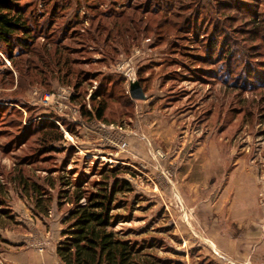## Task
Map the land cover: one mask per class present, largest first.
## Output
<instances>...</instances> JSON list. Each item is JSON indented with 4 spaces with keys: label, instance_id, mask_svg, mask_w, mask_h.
<instances>
[{
    "label": "rangeland",
    "instance_id": "rangeland-1",
    "mask_svg": "<svg viewBox=\"0 0 264 264\" xmlns=\"http://www.w3.org/2000/svg\"><path fill=\"white\" fill-rule=\"evenodd\" d=\"M19 4L27 10L26 19L32 30L36 27L37 36L27 51H13V58L6 48L0 52V178L6 180L2 184L7 206L17 221L0 232V262L61 264L55 250L70 207L59 210L54 202L47 215L35 212L32 197L21 196L17 185L8 181L15 161L25 159L46 172L66 171L72 183L88 185L116 170L132 188L118 195L122 208L118 213L125 219L117 231L144 246L160 264H238L205 240H210L207 231L221 181L241 173L249 181L253 205L248 214L253 224L240 232L229 228L226 234L247 240L248 229L264 232V0H19ZM30 13L33 17H28ZM102 13L124 15L115 18L117 28L109 37L98 30L95 43L86 40L81 31L103 21L98 16ZM52 24L56 26L52 34L39 32L38 27ZM124 31L135 41H124L118 34ZM59 37L67 38L63 45L76 60L68 76L60 67V54L52 56L51 48L44 54L45 43ZM121 62L136 69L135 80L141 82L145 100L130 98V83L111 88L113 81L124 77L114 69ZM227 67L231 78L255 76L256 86L230 91L221 87L223 79L237 81L222 76L228 75ZM84 74L89 81L79 87ZM90 89L107 99L105 122L81 116L82 108L89 112L95 105L89 101ZM75 92L81 100L74 103L70 98L63 102L67 108L61 105L59 96L72 97ZM92 124L102 130L99 145L94 138L83 142L81 130L87 125L90 130ZM53 125L65 140L48 146L41 132L56 133ZM90 145L92 150L85 151ZM207 160L212 161L210 172L217 180L209 181L205 191L201 165ZM165 174L171 180H165ZM194 192L204 193L193 198ZM227 207L225 201L223 219ZM223 223L217 226L222 228Z\"/></svg>",
    "mask_w": 264,
    "mask_h": 264
},
{
    "label": "trees",
    "instance_id": "trees-1",
    "mask_svg": "<svg viewBox=\"0 0 264 264\" xmlns=\"http://www.w3.org/2000/svg\"><path fill=\"white\" fill-rule=\"evenodd\" d=\"M26 11L19 4V0H0V52L6 48L9 54L7 56H10V58L16 56L11 55L16 49L19 50L17 53L19 54L22 51H27V46L35 43L34 40L37 36L35 35L36 27H33L32 30L31 24L25 16ZM123 15V13H120L118 16L102 13L98 16H102L101 20L103 21L93 23L91 28L89 27L85 29L86 31L81 32L86 37V40L91 39L95 43L98 30L103 31L109 37L111 32L117 28L114 22L115 18H121ZM84 16L86 15L84 14ZM28 17L33 16L30 13ZM95 18L89 16L87 19L93 20ZM250 22L254 24L257 21L251 19ZM254 25L258 27V24ZM52 28H56L55 24H52L51 27L42 25L38 27V30L42 34L44 32L49 34L53 31ZM118 34L123 36L124 41L130 40V44L135 41V39L129 37L128 31ZM43 37L46 40L48 39L46 35H43ZM52 38L54 37L52 36ZM66 39L65 37L64 39L60 37L49 39V42L45 43V47H48V50L46 48L44 54H47L49 48L53 49L52 56L60 54L58 60L62 63L60 67L65 70L64 74L68 76L71 68L76 66V60L70 59V50L63 45ZM228 69L230 68L227 67L228 75L222 76H227L230 80L237 81L229 83L223 79L221 87L230 91V89L243 90L244 88L256 86L257 81L255 76L249 74L244 78L241 74L240 79L234 76L231 78L229 74L231 70ZM57 72L63 71L57 69ZM207 74L208 72L206 71L204 75L208 77ZM87 75L84 74L79 77V87L80 84L89 81V79H85ZM91 79L94 80V78ZM125 82L124 77H119L113 81L111 88L117 87L119 83L124 85ZM89 91H91L89 101L91 104L95 103V105H93V108L91 107L89 112L82 108L81 116L86 120L105 122L104 114L108 107L106 104L107 99L103 95H100L99 91H92L91 89ZM78 95L75 92L71 97V101L77 103L78 100H81V97L78 98ZM128 100L132 102L130 98ZM52 129L56 133H51L50 131L41 132V136L43 135L44 139H46L44 142L48 146L52 143L65 140L63 133L56 125H53ZM24 161L25 159L15 161L17 165L15 166L14 164V168L9 172L8 181L17 185L21 196L32 197L35 212L47 215L52 210L54 202L57 204L59 210L64 206L70 207L62 221L64 226V230L61 231L62 239L57 244L55 250L57 259L61 264H160L161 260L159 261L153 255L146 253L144 246H139L128 239L121 231H117V227L125 219L124 216L118 213L122 209L121 200L118 199V195L128 193L132 191V188L128 181L117 177L116 170H108L112 174L111 176L103 177L88 185L83 182L72 183L69 178L70 173H66V171H63V175H60L59 171L46 172L35 167L34 162L26 163ZM25 169H27V173H32V176L27 175ZM5 182L6 180L1 177L0 230H5L7 227L17 223L15 216L12 215L7 206L8 195L2 184ZM57 186H59V190L54 201L52 194ZM88 186L89 189L86 190L85 188H88Z\"/></svg>",
    "mask_w": 264,
    "mask_h": 264
},
{
    "label": "crops",
    "instance_id": "crops-1",
    "mask_svg": "<svg viewBox=\"0 0 264 264\" xmlns=\"http://www.w3.org/2000/svg\"><path fill=\"white\" fill-rule=\"evenodd\" d=\"M148 105L150 104L148 103ZM141 109H142V106H141ZM135 122L136 121L132 123L131 125L132 128L135 127ZM88 126L89 125L85 126L81 130L83 142L88 143L90 138L91 139L94 138L98 140V145H99L100 134L102 131L101 128L96 124H92L91 129L89 130ZM141 130L144 131L146 130V128H141ZM127 134H131V132L128 131ZM89 150H92V145H90V147L85 148V151H89ZM79 151L82 152V150L80 149ZM96 151H99L98 146H96L95 148V152ZM198 152L204 153L203 150H199ZM211 162H212L211 160H207L205 164L201 165L203 172L205 173L204 178L206 177V179H204V181L202 182L203 186L205 187V191L206 190L208 191L209 189V187H206L209 181H211V183L212 182L214 183L217 180L216 178L213 177L215 173H213V176H212L210 172ZM213 163L214 164L216 163L215 160H213ZM220 181L221 180L218 179L217 183H219ZM221 182H222L220 183L221 187L217 190L216 195H214V197L217 199V202L212 208V214H211L212 219L210 220L212 221V226L210 225L207 231V233H209L210 235L209 237L210 240H205V241L209 245L211 244L210 245L211 247L221 249L223 252L229 255V257L233 261H236L238 264H246L247 262L249 264H264V260H263L264 259V232L262 234L261 231H256L254 228L248 229L247 231H245L246 233L245 236L247 240L235 239L229 234H226L228 233L229 228L233 232H236V231L240 232L241 227L246 229L248 223L253 224L252 221L249 220L250 215L248 214V209L251 208L253 205V200L250 195L251 191H248V188H247L249 181L244 176V174L241 173V174H238L230 178V180L227 181L226 183H225V179H223V181ZM194 185L198 187L197 183H194ZM201 193H204V192H201ZM201 193L194 192V194H192L193 198H198V195ZM232 195H233V198H231ZM230 199H232V205H230ZM225 201L228 202L227 209H229V213L226 215V219H223L222 218L223 215L221 214V212H222V206ZM220 221L222 222L225 221V223L222 224V228L217 226V223ZM0 232H2V230H0ZM195 246H198V245H195ZM2 260L5 261L3 257H2Z\"/></svg>",
    "mask_w": 264,
    "mask_h": 264
},
{
    "label": "built area",
    "instance_id": "built-area-1",
    "mask_svg": "<svg viewBox=\"0 0 264 264\" xmlns=\"http://www.w3.org/2000/svg\"><path fill=\"white\" fill-rule=\"evenodd\" d=\"M115 69V73H119L121 75H123L126 78V84L131 83V82H135L136 80V69L133 67V65H131L130 63L127 62H121V63H117L114 66ZM59 99H61V105H64L65 108H67L66 103L63 102H67L70 98H71V94L68 93L67 96L65 97H58ZM47 102V100H46ZM74 122H76L74 120Z\"/></svg>",
    "mask_w": 264,
    "mask_h": 264
},
{
    "label": "water",
    "instance_id": "water-1",
    "mask_svg": "<svg viewBox=\"0 0 264 264\" xmlns=\"http://www.w3.org/2000/svg\"><path fill=\"white\" fill-rule=\"evenodd\" d=\"M129 95L132 100H145L146 96L139 82H131L129 84Z\"/></svg>",
    "mask_w": 264,
    "mask_h": 264
},
{
    "label": "bare ground",
    "instance_id": "bare-ground-1",
    "mask_svg": "<svg viewBox=\"0 0 264 264\" xmlns=\"http://www.w3.org/2000/svg\"><path fill=\"white\" fill-rule=\"evenodd\" d=\"M68 137H69V136H68ZM164 179H165V180H167V179H168V180H171L170 176L167 175V174L164 175ZM165 184H167V185L169 186V183H166V182H165Z\"/></svg>",
    "mask_w": 264,
    "mask_h": 264
}]
</instances>
